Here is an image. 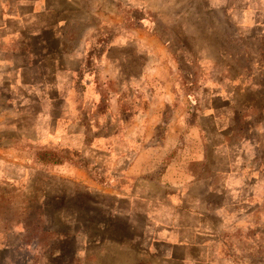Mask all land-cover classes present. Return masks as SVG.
I'll return each instance as SVG.
<instances>
[{"label": "crops", "instance_id": "crops-1", "mask_svg": "<svg viewBox=\"0 0 264 264\" xmlns=\"http://www.w3.org/2000/svg\"><path fill=\"white\" fill-rule=\"evenodd\" d=\"M202 1L232 34L197 33L198 0H0L11 120L35 108L31 136L78 155L0 150L1 179L44 187L40 226L0 239V264H246L241 222L264 202V0ZM97 68L115 75L104 117L84 112Z\"/></svg>", "mask_w": 264, "mask_h": 264}, {"label": "rangeland", "instance_id": "rangeland-1", "mask_svg": "<svg viewBox=\"0 0 264 264\" xmlns=\"http://www.w3.org/2000/svg\"><path fill=\"white\" fill-rule=\"evenodd\" d=\"M203 4L204 2L202 0H198L197 19L199 22L197 33H211L213 35L232 34V27L222 20L220 15L206 13L203 9ZM170 14L173 15V11L166 10V15ZM205 19H210L208 24H206ZM174 20L184 23L186 18L184 16L181 18H167L169 23H172ZM187 20L189 21V17H187ZM191 20L193 24V16ZM181 29H184L183 26ZM160 31L162 30L160 29ZM170 32L171 31L166 28V33ZM185 32L189 33V28ZM182 44L183 43L178 42L171 43L173 49L177 51H182L184 49ZM185 44L192 45L190 41H186ZM198 44L199 43H197V47L199 46ZM225 48L232 51V49H236V46L233 47L230 45ZM95 70L97 71L95 75L96 82L101 85V88L97 91L98 94H100V99H98V106H94L93 104L91 106L87 105L85 106L84 112L90 115L95 113L104 117L105 115L114 112L113 109L115 107L110 106L109 101L110 97H113L115 94V91L107 87L105 88L104 85L106 82L115 81V78H110L113 76L115 77V75L112 76L106 74L102 68H97ZM90 76H92V74H90ZM176 83L180 86H184L182 81H179L178 78ZM78 92L77 89L70 91V94L72 95L71 100L77 99ZM2 93L5 99L0 95V120L3 118L0 123V150H6L8 146L12 144L23 148L24 155H22L24 162L27 164H29L30 160H35V158L40 161L54 163H61L65 157H69L70 160L73 161L78 160V155L76 153L67 154L66 151L61 148H57L55 151L46 150V146L49 147L53 144L52 139L40 138L37 140L35 137L31 136L36 123L35 114L32 112L35 108L32 107L33 110L29 108L30 110L27 111L28 114H22L23 118H20L22 116H17L14 118L16 121L11 120L12 117L9 115L13 107L7 101V98L10 99L15 95L18 96V91L9 88L8 85H6V88L2 90ZM122 93L124 97H126L127 93L126 95L124 92ZM127 106L128 105L123 104L118 106V108L123 110L130 108V106ZM25 109L26 108H23L22 110ZM57 109L61 111V106L58 105ZM77 109V104L73 102L71 110L76 113ZM18 115L21 114L18 113ZM102 125L108 126L109 123L103 122ZM58 126H62L61 121ZM40 128L42 127L39 124V130ZM20 132H22L23 136ZM55 145L57 144L55 143ZM34 148L37 150H33ZM34 176H36L37 179L45 178L44 174H41V172H38L37 175L34 174ZM43 188L44 187L41 185L32 187L25 180L11 182L0 178V239H12L17 236V234H15L17 229L23 233L25 238L29 239L30 235L37 230V227L41 224V218L38 212L40 208V195L43 192ZM256 206L257 208L253 215L245 218L241 222V261L246 264H264V202L257 203Z\"/></svg>", "mask_w": 264, "mask_h": 264}]
</instances>
